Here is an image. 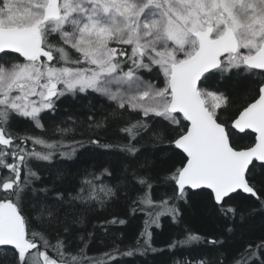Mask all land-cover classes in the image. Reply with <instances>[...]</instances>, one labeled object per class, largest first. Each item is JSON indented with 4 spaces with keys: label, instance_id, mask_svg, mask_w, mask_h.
Segmentation results:
<instances>
[{
    "label": "snow or ice",
    "instance_id": "1",
    "mask_svg": "<svg viewBox=\"0 0 264 264\" xmlns=\"http://www.w3.org/2000/svg\"><path fill=\"white\" fill-rule=\"evenodd\" d=\"M153 69L162 86L140 75ZM242 81L255 87L237 97L233 82ZM88 95L108 110L97 118L89 105L85 117L56 121L58 101ZM16 119L41 134L12 131ZM111 127L127 143H102ZM239 134L252 142L240 145ZM149 143L180 150V166L142 154ZM89 146L119 155L98 174L69 178L60 165ZM41 164L55 168L50 184L34 167ZM0 169V255L15 264H110L117 254L156 251L149 229L162 216L179 224L177 203L193 190H209L229 235L264 216V183H253L264 175V0H0ZM155 180L171 184L173 194L154 200ZM129 192L136 193L132 212L147 217L143 245L92 257L79 235L84 246L64 252L62 237L82 227L86 213ZM241 193L259 206L236 205ZM223 243L185 229L169 247ZM232 264H264V240Z\"/></svg>",
    "mask_w": 264,
    "mask_h": 264
},
{
    "label": "trees",
    "instance_id": "2",
    "mask_svg": "<svg viewBox=\"0 0 264 264\" xmlns=\"http://www.w3.org/2000/svg\"><path fill=\"white\" fill-rule=\"evenodd\" d=\"M140 75L147 80H155L159 86H162L161 78L158 77L155 69L151 72L141 70ZM233 83L236 84L235 91L237 97L248 95V89L255 87L251 81ZM205 87L210 91L216 90L215 87H210L209 85H205ZM89 105L92 106V110L96 113L97 118L103 115L109 108L106 101L95 95L78 96L75 99L69 96L58 101V112L55 119L59 122L67 116H72L73 119L85 117L89 114ZM138 118L137 116H133V119ZM50 119L53 118L50 116L44 118L43 122L46 127L50 126L48 125ZM12 131L19 133L28 132L34 135L41 134L33 129L28 121L22 119H16L12 122ZM101 135L105 137L102 143H127L126 137L118 133L114 127H111L109 131ZM53 138L58 139L59 136ZM74 138L82 139L84 137L76 135ZM169 138L171 137L169 136ZM252 138V135L244 134H239L237 137L238 143L242 146L250 144ZM144 139L147 140V137L145 136ZM141 153L151 155L153 159L161 157L167 160V164L163 165V167H171L173 163H175L176 167L180 166V150L178 149L162 148L159 146L153 149L149 143L141 147ZM118 155L114 151L89 146L86 150H78L72 160H66L60 167L67 170L69 178L74 177L78 181L83 178L86 171H95L98 174L103 167H110L108 162L115 160ZM57 159L62 158L57 157ZM131 159L135 160V158ZM34 167L39 171L44 182L50 184L49 178L53 176L55 168L49 167L46 164L34 165ZM132 167H137V165L133 163ZM42 169L47 170L44 171ZM4 171L0 169V175L4 174ZM160 174L163 175L164 173L161 172ZM101 180L106 183H113V181L106 177H101ZM253 183L259 189L261 184L264 183V175H258ZM154 185L152 189V198L154 200H160L165 196L173 194V186L171 184H164L159 180H155ZM76 187H79L78 183ZM69 190L71 191V188ZM125 191L128 190L125 189ZM208 192L209 190H193L189 194L187 203L183 201L177 203L182 217L179 224L174 223L170 217L162 216L159 221L160 226H152L149 229L151 233V248L156 249V251L146 250L143 253L137 252L131 257L117 254L116 259L111 261L110 264H185V262L197 264V261L200 260H206L208 264H220L221 258L223 259V264H232L233 259L249 244L255 245L264 240V216L259 214L248 220L245 226L236 230L235 233L231 235L227 234L225 232L226 221L218 216ZM258 195L264 198V194L259 191ZM135 196V192H129L127 196L120 193L116 199L104 207H95L86 213L85 224L82 227L72 229L73 235L62 237L65 240L64 252L66 254L77 253L84 246V243L78 239L79 235H84L85 241H87L86 255L92 257H98L117 246L120 252H126L129 249L136 248L138 244L143 245L144 238L141 237V233L145 231V220L147 217L143 212H132L131 200ZM234 203L242 208L259 206L255 198L243 193L236 197ZM113 218L124 220L126 223L123 225H111L109 222ZM103 225H107V231L104 230ZM185 229H189L209 239L223 238L224 243L222 245L200 244L170 248L169 246L174 240L183 238ZM88 233H92L91 238L88 237ZM49 240L51 243L56 242L52 237H49ZM49 255L55 258V253L52 251H49ZM0 260H3L4 264H15V258L11 254L7 256L0 255ZM84 264H88V262L85 261Z\"/></svg>",
    "mask_w": 264,
    "mask_h": 264
},
{
    "label": "water",
    "instance_id": "3",
    "mask_svg": "<svg viewBox=\"0 0 264 264\" xmlns=\"http://www.w3.org/2000/svg\"><path fill=\"white\" fill-rule=\"evenodd\" d=\"M238 131V130H237ZM248 195H250V194H248Z\"/></svg>",
    "mask_w": 264,
    "mask_h": 264
}]
</instances>
